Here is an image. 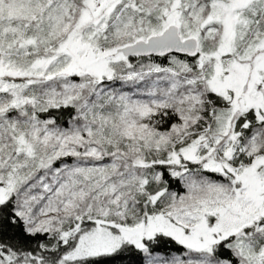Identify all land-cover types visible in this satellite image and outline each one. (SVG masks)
<instances>
[{"label":"snow or ice","instance_id":"1","mask_svg":"<svg viewBox=\"0 0 264 264\" xmlns=\"http://www.w3.org/2000/svg\"><path fill=\"white\" fill-rule=\"evenodd\" d=\"M0 264H264V0H0Z\"/></svg>","mask_w":264,"mask_h":264}]
</instances>
